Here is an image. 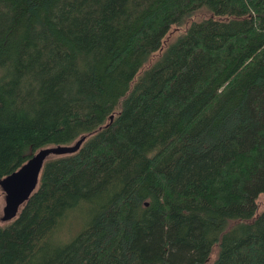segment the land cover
I'll return each instance as SVG.
<instances>
[{
	"label": "trees",
	"instance_id": "16d2710c",
	"mask_svg": "<svg viewBox=\"0 0 264 264\" xmlns=\"http://www.w3.org/2000/svg\"><path fill=\"white\" fill-rule=\"evenodd\" d=\"M83 133L0 264H264V0H0V178Z\"/></svg>",
	"mask_w": 264,
	"mask_h": 264
},
{
	"label": "water",
	"instance_id": "95a60500",
	"mask_svg": "<svg viewBox=\"0 0 264 264\" xmlns=\"http://www.w3.org/2000/svg\"><path fill=\"white\" fill-rule=\"evenodd\" d=\"M86 136L87 133H83L70 143L42 146L18 168L1 177L4 204L0 220L8 221L16 216L19 207L37 186L41 169L48 158L75 152Z\"/></svg>",
	"mask_w": 264,
	"mask_h": 264
},
{
	"label": "rangeland",
	"instance_id": "374dc122",
	"mask_svg": "<svg viewBox=\"0 0 264 264\" xmlns=\"http://www.w3.org/2000/svg\"><path fill=\"white\" fill-rule=\"evenodd\" d=\"M211 12L208 11L205 8H202L200 10H198L196 12V14L194 15L195 19H200L202 17H207L210 16ZM190 20H188L186 22V24L189 23ZM181 30H183V27H179L178 25H175L173 27H171L169 29V31L167 32L165 39H164V43H167L168 41L172 40L175 35L180 32ZM257 202H258V209H262L264 208V192L260 193L257 197ZM4 204V192L3 190L0 188V215L2 212V206ZM79 220H81V215L79 212H74L72 213V215H70L61 225L59 234L61 232L63 236H70L72 234V232L76 229L77 225L79 224ZM214 255V254H213Z\"/></svg>",
	"mask_w": 264,
	"mask_h": 264
}]
</instances>
